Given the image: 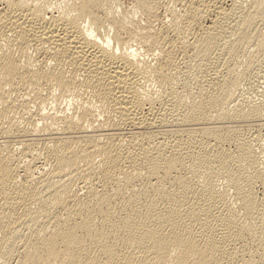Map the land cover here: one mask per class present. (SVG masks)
I'll return each instance as SVG.
<instances>
[{"label": "bare ground", "instance_id": "obj_1", "mask_svg": "<svg viewBox=\"0 0 264 264\" xmlns=\"http://www.w3.org/2000/svg\"><path fill=\"white\" fill-rule=\"evenodd\" d=\"M0 264H264V0H0Z\"/></svg>", "mask_w": 264, "mask_h": 264}]
</instances>
